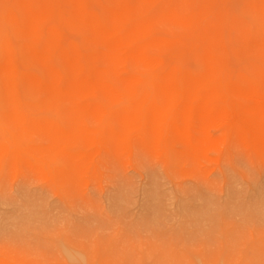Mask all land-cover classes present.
<instances>
[{"label":"bare ground","instance_id":"bare-ground-1","mask_svg":"<svg viewBox=\"0 0 264 264\" xmlns=\"http://www.w3.org/2000/svg\"><path fill=\"white\" fill-rule=\"evenodd\" d=\"M0 140L70 195L127 156L264 165V0H0Z\"/></svg>","mask_w":264,"mask_h":264},{"label":"rangeland","instance_id":"rangeland-1","mask_svg":"<svg viewBox=\"0 0 264 264\" xmlns=\"http://www.w3.org/2000/svg\"><path fill=\"white\" fill-rule=\"evenodd\" d=\"M230 155L197 176L127 156L71 195L0 173V264H264V165Z\"/></svg>","mask_w":264,"mask_h":264}]
</instances>
